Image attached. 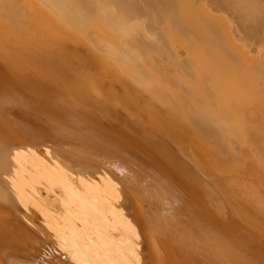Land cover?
<instances>
[{
    "label": "bare ground",
    "instance_id": "1",
    "mask_svg": "<svg viewBox=\"0 0 264 264\" xmlns=\"http://www.w3.org/2000/svg\"><path fill=\"white\" fill-rule=\"evenodd\" d=\"M0 264H264V0H0Z\"/></svg>",
    "mask_w": 264,
    "mask_h": 264
}]
</instances>
